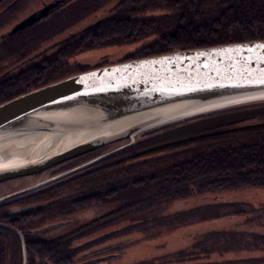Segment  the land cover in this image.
<instances>
[{
	"label": "trees",
	"instance_id": "trees-1",
	"mask_svg": "<svg viewBox=\"0 0 264 264\" xmlns=\"http://www.w3.org/2000/svg\"><path fill=\"white\" fill-rule=\"evenodd\" d=\"M105 2L115 6L116 13L108 16L100 28V35L99 32L93 33L92 42L101 46L99 41L102 35L107 38V44L117 45L146 41L154 36V39H149L150 42H145L131 54L133 59L159 56L177 50L264 40V0ZM154 11L163 14L157 17L149 15ZM69 53L76 54L63 53L59 57L62 63L68 61ZM87 70L89 68L77 66L76 63H64L57 73L47 72V79L55 83ZM165 134V137L158 139L162 142L160 147L144 149V146L151 144L147 140L133 145L136 154L128 155L129 150L134 151L131 147L103 160L101 167L90 175L81 176L69 187H65L73 190L71 197L74 201L43 204L46 208L49 205L54 208L51 211L50 208L46 209L47 214L39 217L40 221L47 222L51 218L61 217L60 214L71 206H77L82 211L99 208L102 213H98L93 221L76 227L73 233L83 237L96 230L112 228L115 223H124V227L119 230L113 228L109 231L107 238L115 241L137 231L135 226L138 223H141L144 232L151 235L155 231L167 233L170 229L177 230L202 221L214 219L219 222V219L234 214L243 216L246 223L259 222L264 218V206L255 208L249 203L237 202L204 204L201 209H183L169 213L168 216H158L161 208L168 206L169 209V205L179 201L188 203L192 197L221 198L233 191L264 189V101L197 116L187 125L179 126L172 133L165 131ZM145 156L150 158L138 161ZM41 191L40 188L36 190L38 193ZM215 231L192 236L189 244L180 251H172L173 264H208L204 259L211 254L225 255L227 252L264 253L262 233L232 234L224 229ZM2 232L0 261L21 257L16 235L9 231ZM70 247L69 243L62 242L60 247H51L48 253L57 256L67 254L71 251ZM4 252L7 254L4 255ZM151 261L145 264H154ZM52 263L59 264L58 261ZM209 264H264V257Z\"/></svg>",
	"mask_w": 264,
	"mask_h": 264
},
{
	"label": "water",
	"instance_id": "water-1",
	"mask_svg": "<svg viewBox=\"0 0 264 264\" xmlns=\"http://www.w3.org/2000/svg\"><path fill=\"white\" fill-rule=\"evenodd\" d=\"M53 5L30 16L22 25L41 20ZM261 45L264 40L129 59L87 70L2 103L0 137L45 127L52 113L67 108H90L105 114L122 111V115L110 129L37 163L2 165L0 184L35 177L114 143L128 141L126 147H131L144 132L186 121V117L263 102L264 84L259 83L264 74ZM82 167L0 197V203L38 190ZM64 224H51L44 230L48 232ZM20 239L23 242L22 235Z\"/></svg>",
	"mask_w": 264,
	"mask_h": 264
},
{
	"label": "flooded vegetation",
	"instance_id": "flooded-vegetation-1",
	"mask_svg": "<svg viewBox=\"0 0 264 264\" xmlns=\"http://www.w3.org/2000/svg\"><path fill=\"white\" fill-rule=\"evenodd\" d=\"M37 3L33 6L28 0H0V105L12 98L33 91V88L38 89L55 84L48 82L47 72L57 73L62 69L64 63L68 65L76 63L77 66L93 69L88 63L82 65L80 62L71 61L77 54L91 51L90 49L94 48L93 33L99 32L100 35L102 33L100 28L106 23L108 16H113L116 13L115 6L106 3L105 0H39ZM51 4L54 5L41 20L29 26L22 25L30 16L43 11ZM61 19L63 22L60 21ZM85 21L90 22L81 26L80 24H84ZM103 37L104 35L100 36L101 41H99L102 47L107 45V38ZM68 52L76 54L68 56V61L62 63L59 57ZM58 81L61 80L55 82ZM101 150L80 157L84 159L80 160L78 164L74 161L62 167L59 174H55L56 176L83 166L78 171L40 187L41 192L28 191L16 195V197L7 198L0 203V235L3 234L2 231H9L16 235L21 252V257L18 259L10 258L7 261L3 259L0 264H53L52 262L56 261L61 264L66 260L68 262L63 264H112L120 259L122 247L127 244H123V242L126 240L116 239L111 241H117L116 243L105 244L101 242L109 241L107 237L110 233L105 231L106 229L103 230L104 234H99L102 231L96 230V232L83 237H78L77 233H73L76 227L69 230L72 226L70 218L80 213L75 211L77 206L67 207L60 214L61 217L51 218L47 222L40 221V218L34 220L46 215V209L50 208L51 211L54 208L53 205L46 208L43 204L53 201H57V203L74 201L71 197L73 190L65 187H69L81 176L90 175L91 172L101 167L103 160L117 155L115 152L111 156L103 157L104 155L100 153ZM55 171L53 169L51 173H55ZM12 193L15 192L9 194ZM70 197L71 199H69ZM40 222L46 224L43 225ZM61 222L65 224L57 229H51L48 232L44 230L51 224ZM55 231H59V233L53 235ZM18 233L22 235L23 242H21ZM96 233L98 235H95ZM81 239L86 240L84 244L73 245V241ZM99 241L100 243L97 244ZM62 242H67L71 246L69 253L59 256L52 252L48 253L51 251V247H60ZM149 260L141 262L146 263ZM158 261L161 262L160 259ZM154 263L156 262L154 261ZM136 264H140V262Z\"/></svg>",
	"mask_w": 264,
	"mask_h": 264
},
{
	"label": "rangeland",
	"instance_id": "rangeland-1",
	"mask_svg": "<svg viewBox=\"0 0 264 264\" xmlns=\"http://www.w3.org/2000/svg\"><path fill=\"white\" fill-rule=\"evenodd\" d=\"M30 3H32L33 6L37 5L39 0H28ZM37 3V4H36ZM31 6V5H30ZM23 11H26V9H23ZM163 12L161 11H154L150 13L149 15L152 16H160L162 15ZM147 15V16H149ZM88 20V19H87ZM60 21L63 22L61 19ZM90 21H85L84 24H80L81 26L85 25ZM154 37V36H153ZM152 36L150 38L146 39V41H139V42H132L128 44H107L106 46H100L98 43L94 44V48H91V51H86L81 54H77L75 59H73L71 62H80L82 65H85L86 63L89 64L90 67L95 69L94 67H97V65L101 64L102 66H108V64H115L121 60L131 58V54L136 52V50L140 49L145 42H150V40L154 39ZM150 39V40H149ZM178 51V50H177ZM79 53V52H77ZM70 57H71V53ZM74 55V54H73ZM146 58V57H144ZM139 59V58H136ZM89 70H91L89 68ZM83 73V72H82ZM57 79V78H56ZM52 83V82H51ZM36 89V88H33ZM32 89V90H33ZM201 116V115H199ZM186 121H176L174 123L167 124L165 126L161 127H155L153 130L144 132V134H141L135 138V143L142 142L150 140L151 144L148 146H144V149L147 148H155V147H160L162 146L161 140H158L160 137H165L167 134L166 133H172L176 130V128H179V126H185L191 121L197 119L191 118V117H186ZM193 119V120H191ZM191 120V121H190ZM165 134V135H163ZM171 135V134H169ZM158 140V141H155ZM155 141V142H154ZM154 142V143H153ZM129 144L128 141H122L118 143L112 144V146H108L107 148L103 147V150H101L100 153H102L105 156H111L115 152H120L123 151V149H127L126 145ZM141 144V143H140ZM130 147V146H129ZM133 149H132V148ZM130 148L134 151L127 152L130 154H136L137 150H135V146H131ZM154 153V152H152ZM94 156V155H91ZM82 157V156H81ZM150 157L145 156L139 159L138 161H145L146 159H149ZM153 158V157H152ZM84 158H79L78 160H72L69 161V163H65L63 165H59L56 167L54 170L55 173H51V171L41 173L35 177L27 178L26 180H21L20 179L14 181H8L3 184H0V197L6 196V194H9L11 192H16L17 190L20 189H26L29 185L37 184L39 182H42L44 180H48L50 177H54V175L59 174V170L62 167H65L71 163H76L80 162V160L83 161ZM76 164V165H77ZM80 164V163H79ZM80 166V165H77ZM55 175V176H56ZM215 195V194H212ZM184 201H179L178 203H174L169 205L167 208H161L159 211L160 213L158 216L164 215L168 216L169 213H174V212H179L180 210L183 209H190L194 208L195 210L198 208H202V205L204 204H212V203H220L222 204L223 202L226 203H245V204H250L251 206H254L255 208H262L264 206V189H246L244 191H233L231 193H227L225 195H222L221 198H215L213 196H209L208 198H205L204 196H201L200 198L197 197H192L191 200L188 203H183ZM198 207V208H196ZM75 210L77 211H82L80 208H76ZM98 213L100 211L97 209H85V211H82V213H77L70 218L71 221V228H67L69 230H72V228L75 227H80L83 226L84 223H88L93 221L95 217L98 216ZM81 217V218H79ZM39 219V217L35 218V220ZM219 222L215 221L214 219L212 221H202V222H197L193 223L190 226H185V227H180L177 230H168L166 231L167 233H157L152 232L151 235H148L149 233L144 232V229H142L141 223L136 224L135 228L137 231L134 233L128 234L125 237H119L118 240H126L123 242L127 243L122 247V253L119 256L120 259H118L116 262H113L112 264H144L145 262L141 261H146V260H152L155 261L156 263L154 264H160L158 259L162 262L161 264H173L172 260V251L177 252L180 251L181 248L189 244L190 239L195 237L196 235H202L205 232H213L215 230H225L227 233H262L264 234V218L261 219L259 222L256 220L255 222H245V218L243 216H238L236 214L232 215L231 217L219 219ZM141 222V221H140ZM46 224V223H45ZM44 225V224H43ZM119 225V226H118ZM118 227V229L116 228ZM124 227V223H115V225L110 228L107 227L105 231H111L113 228L114 230H119L120 228ZM166 229V228H165ZM105 231L100 232L99 234H104ZM216 232V231H215ZM59 231L53 232V235H57ZM95 235H98L96 233ZM148 235V237H147ZM128 239V240H127ZM84 241L86 240H76L73 241V245H81L84 244ZM129 241V242H128ZM117 242V241H116ZM116 242H111L110 240L105 242L106 243H116ZM104 244V245H105ZM72 245V246H73ZM102 245V244H101ZM38 249V248H37ZM7 253L4 252V255ZM167 255V256H165ZM264 257V253H250V252H245V251H236V252H227L225 255H220V254H211L208 258L204 259V261L209 264V263H214V262H225V261H236V259H247L249 257ZM151 261V262H152ZM203 261V262H204Z\"/></svg>",
	"mask_w": 264,
	"mask_h": 264
},
{
	"label": "bare ground",
	"instance_id": "bare-ground-1",
	"mask_svg": "<svg viewBox=\"0 0 264 264\" xmlns=\"http://www.w3.org/2000/svg\"><path fill=\"white\" fill-rule=\"evenodd\" d=\"M124 98L126 99V96ZM83 109L85 108L57 110L52 113L45 127L17 131L0 137V167L4 164L15 167L37 163L38 160L78 145L110 129L117 124L116 119L122 115V111L105 114L100 110ZM27 178L29 177L24 180ZM21 180L23 179L19 181Z\"/></svg>",
	"mask_w": 264,
	"mask_h": 264
},
{
	"label": "snow or ice",
	"instance_id": "snow-or-ice-1",
	"mask_svg": "<svg viewBox=\"0 0 264 264\" xmlns=\"http://www.w3.org/2000/svg\"><path fill=\"white\" fill-rule=\"evenodd\" d=\"M260 47H264V45H261ZM261 60H264V56L260 57ZM259 83L264 84V74H262L261 79L259 80Z\"/></svg>",
	"mask_w": 264,
	"mask_h": 264
}]
</instances>
